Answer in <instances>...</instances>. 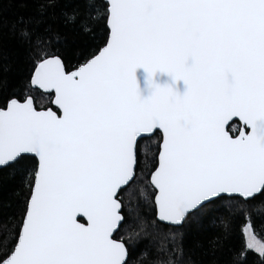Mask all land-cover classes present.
Masks as SVG:
<instances>
[{
	"label": "snow or ice",
	"instance_id": "6c2138e0",
	"mask_svg": "<svg viewBox=\"0 0 264 264\" xmlns=\"http://www.w3.org/2000/svg\"><path fill=\"white\" fill-rule=\"evenodd\" d=\"M20 5L28 15L0 17V187L19 178L21 198L0 220V264H246L249 251L264 264V0ZM67 31L93 43L73 48ZM122 194L155 209L128 241L113 238L134 211Z\"/></svg>",
	"mask_w": 264,
	"mask_h": 264
},
{
	"label": "trees",
	"instance_id": "16d2710c",
	"mask_svg": "<svg viewBox=\"0 0 264 264\" xmlns=\"http://www.w3.org/2000/svg\"><path fill=\"white\" fill-rule=\"evenodd\" d=\"M29 9L21 7L20 0H11L10 3H5L3 6V11L0 12V17L3 18L5 24H10L11 21L15 20L19 15H28ZM7 32V27L5 28ZM66 36L68 38L69 43L73 48L75 47H84V42L87 41L88 44L93 43L87 37L76 36L73 32L67 31ZM5 54L7 56V60L5 63L10 65L8 75L13 83H19L22 79V69L24 68L23 64V54H17V44L14 40L6 39L5 40ZM45 105L46 107L51 106L49 104V98L47 94L37 95V106ZM156 137H153L151 141L145 140L141 141L142 154L141 160L145 161L144 148L148 147L150 151L155 150V145L152 143ZM143 166V165H142ZM6 173L0 174V176H6ZM140 184L143 181H139ZM19 191V178L7 180L4 179L2 181V187H0V220H5L13 213H18L20 197L16 196L15 193ZM139 193V188H137V197ZM122 198L125 200L126 204L131 203L134 207V211L130 214L129 208L125 207L123 209V215L125 217L124 223H122L118 229V231L114 234V239L128 241L130 231L137 227V216L141 217H154L155 209L154 205L150 203H145L141 200V204L138 208H135V200L129 201V197L125 194H122ZM256 236L257 239L264 243V218L256 217ZM243 223L239 217H237L232 222V232L230 245L233 248L242 247L245 242V235L242 231ZM217 230V225L211 221H208L204 224L203 229L200 233V238L203 239L205 237H209ZM144 244L143 242H136L129 246V251L131 256L135 258L139 255V253L143 250ZM229 254L225 253L221 259H227ZM259 259V254L254 251H249L247 255L246 264H257Z\"/></svg>",
	"mask_w": 264,
	"mask_h": 264
},
{
	"label": "water",
	"instance_id": "95a60500",
	"mask_svg": "<svg viewBox=\"0 0 264 264\" xmlns=\"http://www.w3.org/2000/svg\"><path fill=\"white\" fill-rule=\"evenodd\" d=\"M140 71H142V70H140ZM138 75H139V72H138ZM48 107H52V108L55 110V106H54V105H51V106H48ZM81 222L86 223V220H81ZM117 231H118V230L114 231V234H115ZM114 234H113V236H114ZM113 238H114V237H113ZM117 241H119V240H117Z\"/></svg>",
	"mask_w": 264,
	"mask_h": 264
},
{
	"label": "rangeland",
	"instance_id": "374dc122",
	"mask_svg": "<svg viewBox=\"0 0 264 264\" xmlns=\"http://www.w3.org/2000/svg\"><path fill=\"white\" fill-rule=\"evenodd\" d=\"M245 242H246V237H245Z\"/></svg>",
	"mask_w": 264,
	"mask_h": 264
}]
</instances>
